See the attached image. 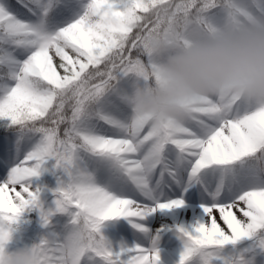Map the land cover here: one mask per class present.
I'll return each mask as SVG.
<instances>
[{"label":"snow or ice","instance_id":"snow-or-ice-1","mask_svg":"<svg viewBox=\"0 0 264 264\" xmlns=\"http://www.w3.org/2000/svg\"><path fill=\"white\" fill-rule=\"evenodd\" d=\"M264 19V0H0V264H264V101L153 117L156 39ZM26 240H32L27 243Z\"/></svg>","mask_w":264,"mask_h":264},{"label":"clouds","instance_id":"clouds-1","mask_svg":"<svg viewBox=\"0 0 264 264\" xmlns=\"http://www.w3.org/2000/svg\"><path fill=\"white\" fill-rule=\"evenodd\" d=\"M161 83L136 97L139 111L153 117L180 116L186 106L208 95L241 94L264 101V19L189 46L167 39L152 43ZM31 250L17 249L8 264H31Z\"/></svg>","mask_w":264,"mask_h":264},{"label":"rangeland","instance_id":"rangeland-1","mask_svg":"<svg viewBox=\"0 0 264 264\" xmlns=\"http://www.w3.org/2000/svg\"><path fill=\"white\" fill-rule=\"evenodd\" d=\"M26 242H27V243H31V242H32V240H26Z\"/></svg>","mask_w":264,"mask_h":264}]
</instances>
